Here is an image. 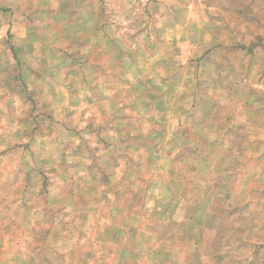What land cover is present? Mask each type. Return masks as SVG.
Masks as SVG:
<instances>
[{
	"label": "rangeland",
	"instance_id": "374dc122",
	"mask_svg": "<svg viewBox=\"0 0 264 264\" xmlns=\"http://www.w3.org/2000/svg\"><path fill=\"white\" fill-rule=\"evenodd\" d=\"M5 123L0 264H264V0H0Z\"/></svg>",
	"mask_w": 264,
	"mask_h": 264
},
{
	"label": "clouds",
	"instance_id": "9594fccd",
	"mask_svg": "<svg viewBox=\"0 0 264 264\" xmlns=\"http://www.w3.org/2000/svg\"><path fill=\"white\" fill-rule=\"evenodd\" d=\"M7 120V117H6ZM14 132L15 131V126L14 125H9L8 123H5L4 127L0 129V132H2L5 136L9 134V132ZM8 145L5 144L4 147H7Z\"/></svg>",
	"mask_w": 264,
	"mask_h": 264
}]
</instances>
